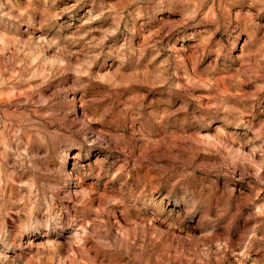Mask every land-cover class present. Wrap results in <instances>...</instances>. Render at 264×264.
Segmentation results:
<instances>
[{"label":"rangeland","instance_id":"1","mask_svg":"<svg viewBox=\"0 0 264 264\" xmlns=\"http://www.w3.org/2000/svg\"><path fill=\"white\" fill-rule=\"evenodd\" d=\"M0 264H264V0H0Z\"/></svg>","mask_w":264,"mask_h":264}]
</instances>
